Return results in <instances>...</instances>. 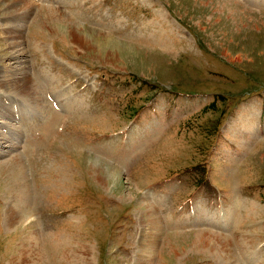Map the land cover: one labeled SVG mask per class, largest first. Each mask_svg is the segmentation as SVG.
I'll return each mask as SVG.
<instances>
[{
  "label": "rangeland",
  "instance_id": "obj_1",
  "mask_svg": "<svg viewBox=\"0 0 264 264\" xmlns=\"http://www.w3.org/2000/svg\"><path fill=\"white\" fill-rule=\"evenodd\" d=\"M0 264H264V0H0Z\"/></svg>",
  "mask_w": 264,
  "mask_h": 264
},
{
  "label": "bare ground",
  "instance_id": "obj_2",
  "mask_svg": "<svg viewBox=\"0 0 264 264\" xmlns=\"http://www.w3.org/2000/svg\"><path fill=\"white\" fill-rule=\"evenodd\" d=\"M6 1H8V0H6ZM10 1V0H9ZM14 1V0H13ZM5 3V2H4ZM19 3V2H18ZM31 3V2H30ZM3 4V3H2ZM10 4H11V2H10ZM28 4H29V2H28ZM21 6V5H20ZM29 9H31V7H28ZM17 9V8H16ZM34 9V8H33ZM19 11V10H18ZM31 11V10H30ZM45 12V14L47 15V16H49V17H52L56 12L55 11H53V10H51V9H48V10H44ZM13 12V11H12ZM47 19V18H46ZM49 19V18H48ZM47 19V20H48ZM51 20H52V18H51ZM70 24V23H69ZM73 29V28H72ZM78 31V30H77ZM84 36V35H83ZM85 37V36H84ZM86 39H87V37H85ZM23 78H25V77H23ZM24 82V81H23ZM27 82V81H26ZM25 83V82H24ZM20 85V84H19ZM26 88H28V87H26ZM33 88V87H32ZM34 89V88H33ZM23 91L24 92H26L27 93V89H23ZM33 91V90H32ZM32 91H31V93H32ZM34 91H36V90H34ZM27 95V94H26ZM35 97H36V92H35V95H34ZM38 97V96H37ZM252 125V124H251ZM224 214H223V212L222 213H220V216H221V219H223L224 218V216H223ZM230 217V216H229ZM203 218V217H202ZM232 217H230V219H231ZM212 220H213V218H212ZM214 236H216V235H214ZM214 236H212V235H209L208 237H210L211 238V240H209L210 242H212V238L214 239V241L216 240V243H217V241L220 243V244H223V249H224V252L223 253H225V254H231V251L229 250V245L226 243V242H224L221 238H219V237H217L216 239L214 238ZM209 238V239H210ZM206 241V240H205ZM210 244V243H209ZM218 244V243H217ZM206 245L208 246L207 248H211V249H213L214 250V248H212L211 246H209L207 243H206ZM214 247V246H213ZM220 248V247H219ZM220 250V249H219ZM230 257V256H229ZM229 261V260H228ZM227 262V261H226Z\"/></svg>",
  "mask_w": 264,
  "mask_h": 264
}]
</instances>
